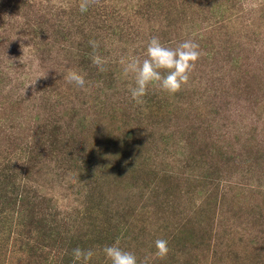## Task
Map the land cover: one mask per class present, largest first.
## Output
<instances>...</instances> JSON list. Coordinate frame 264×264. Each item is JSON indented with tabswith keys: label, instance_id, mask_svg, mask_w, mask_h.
<instances>
[{
	"label": "rangeland",
	"instance_id": "1",
	"mask_svg": "<svg viewBox=\"0 0 264 264\" xmlns=\"http://www.w3.org/2000/svg\"><path fill=\"white\" fill-rule=\"evenodd\" d=\"M80 2L0 0V264H264V0ZM153 36L201 57L139 106L120 60Z\"/></svg>",
	"mask_w": 264,
	"mask_h": 264
},
{
	"label": "clouds",
	"instance_id": "2",
	"mask_svg": "<svg viewBox=\"0 0 264 264\" xmlns=\"http://www.w3.org/2000/svg\"><path fill=\"white\" fill-rule=\"evenodd\" d=\"M93 2L94 0H81L79 10L82 13L86 12ZM89 43L94 50L93 64L99 71H107V59L95 53L98 47L97 42ZM200 57V45L193 39H187L179 42L175 47H169L164 45L159 37L153 36L147 44L143 58L128 55L120 60L122 75L131 77L133 80V85L129 86L132 100L136 105L143 106L146 103L144 97L148 94L150 87H156L170 95L178 93L182 86L189 82ZM64 78L80 88H84L86 83L84 75L72 69L67 71ZM154 243L156 248L154 256L160 259L166 258L170 251L168 241L157 239ZM102 251L111 264H149V257L138 260L133 252L120 247L119 240L110 246H105ZM94 255L95 252L92 249L85 250L77 247L72 251L74 261L79 264H90Z\"/></svg>",
	"mask_w": 264,
	"mask_h": 264
},
{
	"label": "trees",
	"instance_id": "3",
	"mask_svg": "<svg viewBox=\"0 0 264 264\" xmlns=\"http://www.w3.org/2000/svg\"><path fill=\"white\" fill-rule=\"evenodd\" d=\"M1 176H2V179H0V180H2V182L8 180V176H6V174L1 175ZM0 185H1V184H0ZM7 188H8V189H11L12 186H9V184L5 185V184L3 183V187L0 186V192L3 191L4 194H6V195H11V194H8V193H7V191H6ZM9 193H11V191H9ZM14 195H15V192H14ZM65 261H66V260H65ZM66 264H79V262L74 261L73 257H71L70 259H68V260L66 261Z\"/></svg>",
	"mask_w": 264,
	"mask_h": 264
}]
</instances>
